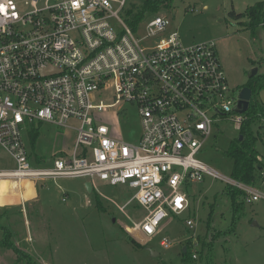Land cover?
<instances>
[{"label": "built area", "instance_id": "2783aa9c", "mask_svg": "<svg viewBox=\"0 0 264 264\" xmlns=\"http://www.w3.org/2000/svg\"><path fill=\"white\" fill-rule=\"evenodd\" d=\"M126 3L0 0L6 7L0 12V147L15 164L0 170V179L15 183L19 193L25 181L83 179L92 190L95 181L125 185L134 192L130 201L146 211L131 230L146 239L189 208L182 189L204 176L240 191L245 204H264V184H243L197 159L215 117L238 129L244 119L214 42L185 46L176 32L164 36L170 21L159 14L140 22L144 34L137 37L119 17ZM121 105L136 108L141 133L135 142L111 136L94 116L113 108L126 114ZM42 123L77 136L69 157L37 167L24 136ZM25 203L20 199L22 212ZM170 245L162 238L160 246Z\"/></svg>", "mask_w": 264, "mask_h": 264}, {"label": "rangeland", "instance_id": "374dc122", "mask_svg": "<svg viewBox=\"0 0 264 264\" xmlns=\"http://www.w3.org/2000/svg\"><path fill=\"white\" fill-rule=\"evenodd\" d=\"M143 1L127 0L119 17L129 25ZM260 2L264 0H171L170 7L161 8L157 14L170 21L164 36L176 32L185 46L214 42L229 90L237 97L253 69H257L256 75L264 74V29L258 27L252 34L244 24L247 18L237 21L230 13H244ZM142 25L129 27L141 37ZM258 101L264 108V90ZM117 109L95 112L94 116L109 128L111 136L135 142L141 133L136 108L121 105L126 114ZM215 119L197 159L230 176L232 161L225 153L240 130L225 117ZM69 125L77 127L74 121ZM250 128L264 167V117ZM30 130L36 133L35 141L32 143L25 134L24 142L33 166H48L71 155L76 131L47 123L35 124ZM14 167L12 157L0 147V170ZM261 177L257 185L264 184V172ZM85 182L25 181L20 195L15 183L1 180L0 242L6 229L17 254L0 243V264H264V204L248 205L242 198V208L234 215L227 186L219 179L204 176L200 182L185 185L182 191L188 196L189 208L163 220L157 234L149 239L131 230L132 223L146 214L130 201L133 190L95 181L88 193ZM33 185L37 200L27 201L35 197ZM13 199L26 201L25 212ZM187 221L194 227L190 229ZM162 238L170 241L169 248L160 246ZM185 245L196 259L183 258Z\"/></svg>", "mask_w": 264, "mask_h": 264}, {"label": "trees", "instance_id": "16d2710c", "mask_svg": "<svg viewBox=\"0 0 264 264\" xmlns=\"http://www.w3.org/2000/svg\"><path fill=\"white\" fill-rule=\"evenodd\" d=\"M171 0H144L142 6L131 16L129 25H138L146 17L156 15L161 8L168 9L170 7ZM130 13V11H127ZM231 18L242 21L243 18H247L245 22V27L254 34L255 29L260 27L264 29V3L260 2L252 7H248L244 13L236 14L235 12L230 13ZM128 25V26H129ZM251 91V98L249 101V106L246 113L243 114V122L241 123L239 130V136L235 139L228 151L225 153L227 157L232 161V168L230 177L238 182L246 185H257L259 180H262L261 174L264 172V167L259 160V154L255 149L256 138L251 132V124L260 120L264 117V108L258 101L259 93L264 90V74H257L256 76L250 78L246 85ZM32 128V127H31ZM30 128V129H31ZM28 131L27 137L33 143L35 141L36 133L32 130ZM242 137L239 140V137ZM227 193L231 198V208L234 215H238L242 208V193L230 186H227ZM97 204L99 203L96 197ZM234 216L232 225H234ZM4 240L1 241V245L14 253L16 252V247L10 241V234L8 231L3 233ZM186 251L181 252L183 258L191 261V254L188 253V245H185Z\"/></svg>", "mask_w": 264, "mask_h": 264}, {"label": "water", "instance_id": "95a60500", "mask_svg": "<svg viewBox=\"0 0 264 264\" xmlns=\"http://www.w3.org/2000/svg\"><path fill=\"white\" fill-rule=\"evenodd\" d=\"M257 69H253L251 74L249 75V79L256 76ZM251 98V91L247 87H242V89L238 93V101H237V112L238 114H244L246 113L248 106H249V101ZM242 137H239V140H241ZM85 189L88 193L92 192V185L89 182L85 183ZM186 249H183V252H185Z\"/></svg>", "mask_w": 264, "mask_h": 264}, {"label": "crops", "instance_id": "0c3cea01", "mask_svg": "<svg viewBox=\"0 0 264 264\" xmlns=\"http://www.w3.org/2000/svg\"><path fill=\"white\" fill-rule=\"evenodd\" d=\"M86 183V182H85ZM85 183H84V185H85ZM33 184V183H32ZM59 188H60V186H58ZM33 190H34V194H35V197H33V198H31V199H29V200H27V201H36L37 200V193H36V189H35V187H34V185H33ZM22 198V197H21ZM13 202H15L14 204H18V205H20V200H15V199H13ZM12 202V203H13ZM12 203H4L3 205H6V204H12ZM169 218V217H168Z\"/></svg>", "mask_w": 264, "mask_h": 264}, {"label": "snow or ice", "instance_id": "6c2138e0", "mask_svg": "<svg viewBox=\"0 0 264 264\" xmlns=\"http://www.w3.org/2000/svg\"><path fill=\"white\" fill-rule=\"evenodd\" d=\"M0 12L6 13V7L3 4H0Z\"/></svg>", "mask_w": 264, "mask_h": 264}, {"label": "bare ground", "instance_id": "6f19581e", "mask_svg": "<svg viewBox=\"0 0 264 264\" xmlns=\"http://www.w3.org/2000/svg\"><path fill=\"white\" fill-rule=\"evenodd\" d=\"M1 180H6V179H0V181H1ZM20 195H21V193H20ZM21 197H22V196H21Z\"/></svg>", "mask_w": 264, "mask_h": 264}]
</instances>
